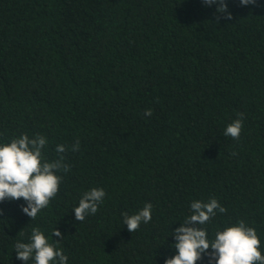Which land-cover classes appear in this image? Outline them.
<instances>
[{"label":"trees","instance_id":"1","mask_svg":"<svg viewBox=\"0 0 264 264\" xmlns=\"http://www.w3.org/2000/svg\"><path fill=\"white\" fill-rule=\"evenodd\" d=\"M227 6L231 19L202 0H0V142L41 134L70 165L34 220L0 203V264H23L12 245L37 224L61 232L68 264H163L171 225L209 197L226 208L209 234L243 219L264 254V0ZM90 187L104 202L76 221ZM145 203L152 220L130 233L120 214Z\"/></svg>","mask_w":264,"mask_h":264},{"label":"clouds","instance_id":"2","mask_svg":"<svg viewBox=\"0 0 264 264\" xmlns=\"http://www.w3.org/2000/svg\"><path fill=\"white\" fill-rule=\"evenodd\" d=\"M256 0H239L241 6L254 4ZM207 7L215 6L216 13L225 19H231L227 0H202ZM151 109L144 111L150 117ZM243 126L242 114L228 123L223 129L225 137L237 139ZM48 140L44 135L21 134L8 142H0V203L23 200L22 212L34 220L59 190L63 176L70 171V165L64 155L68 151L63 144L55 146L57 157L48 159L45 155ZM71 151L79 150V143L70 146ZM106 192L101 187H90L84 191L71 208L76 221H84L87 216L97 213L103 204ZM153 205L145 203L143 207L129 214L121 212L120 222L131 233L152 220ZM223 207L215 197L207 200L194 199L188 205V214L179 227L171 225L170 256L161 257L163 264H198L207 258V264H264L261 250V238L254 227L245 220L216 227L212 234L206 227L217 214H223ZM51 240L46 230L38 224L33 226L25 238L16 239L12 253L23 264H68V256L60 242L53 236L63 239L61 232L53 230ZM169 237L167 238L168 241ZM166 241V242H167Z\"/></svg>","mask_w":264,"mask_h":264}]
</instances>
